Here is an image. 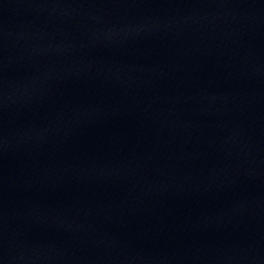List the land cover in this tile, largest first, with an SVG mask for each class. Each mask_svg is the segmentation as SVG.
Here are the masks:
<instances>
[{
    "label": "water",
    "instance_id": "water-1",
    "mask_svg": "<svg viewBox=\"0 0 264 264\" xmlns=\"http://www.w3.org/2000/svg\"><path fill=\"white\" fill-rule=\"evenodd\" d=\"M0 264H264V0H0Z\"/></svg>",
    "mask_w": 264,
    "mask_h": 264
}]
</instances>
